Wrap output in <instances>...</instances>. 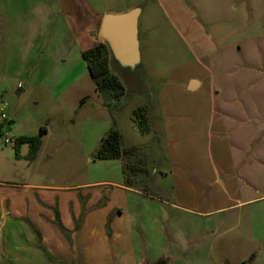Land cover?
<instances>
[{"label": "crops", "instance_id": "obj_1", "mask_svg": "<svg viewBox=\"0 0 264 264\" xmlns=\"http://www.w3.org/2000/svg\"><path fill=\"white\" fill-rule=\"evenodd\" d=\"M188 2L170 15L187 60L172 48L167 74L144 10L139 64L111 52L124 107L129 92L156 100L151 139L136 147L143 169L113 184L105 204L95 193L83 212L80 202L56 207L48 187L23 180L6 140L34 136L18 131L26 93L36 105L91 99L99 124L109 112L93 97L83 52L102 42L105 15L132 8L0 0V264H264V0ZM50 137L46 129L41 151Z\"/></svg>", "mask_w": 264, "mask_h": 264}, {"label": "rangeland", "instance_id": "obj_2", "mask_svg": "<svg viewBox=\"0 0 264 264\" xmlns=\"http://www.w3.org/2000/svg\"><path fill=\"white\" fill-rule=\"evenodd\" d=\"M83 0H77V2ZM92 10L103 11L105 9H124L140 8L143 12V19L149 16L154 20L156 38L154 42L155 61L164 65L163 72L169 71L173 67L171 63L172 48L179 50L187 60V49L185 41L178 38L170 25V15L174 3H180L185 6L189 4L188 0H84ZM175 1L174 3H172ZM192 14L193 11H191ZM165 34L166 38L163 37ZM84 62V61H83ZM86 67V63L84 62ZM87 68V67H86ZM85 68V69H86ZM135 76V74H134ZM92 86L91 92H95L94 99L100 96L94 89L92 79L89 80ZM33 93H26L22 100H25V106L21 109L22 116L18 131H28L34 136H39L42 129L50 131V139L44 145V149L38 155L34 162L26 160L28 154L27 146H23V160L10 162L16 163L17 169L24 174L23 180L30 181L36 185L48 187L49 195L56 196V207L67 202L69 210L72 205L80 202L83 212L84 207H90L95 193H106L112 190L113 184L128 185L127 180L133 177L130 171L125 170L126 164L140 163L138 154L122 157L117 160H97L95 155L101 147L102 140L113 126L110 114L105 111V116H100L96 122L95 112L92 109V100L81 101L76 95L68 94L62 97L59 102L45 100L40 105H36L33 100ZM142 99L141 96L128 93L125 107L117 114V128L122 130L124 140L122 142L123 150L133 147H141L150 141L151 136L144 135L134 118V110L138 107L146 106L147 110L156 108V100ZM16 104V101H15ZM155 104V105H154ZM155 106V107H154ZM34 119V124L28 125L25 119ZM41 123V124H39ZM111 124L110 129L107 128ZM38 127V131L31 129ZM15 135V134H14ZM19 135V134H17ZM12 136V135H11ZM5 147V145H4ZM43 148V147H42ZM6 149V147H5ZM9 150L15 154L14 149ZM14 161V162H13ZM161 181V180H160ZM136 185V184H134ZM59 199V200H58ZM108 197H103L100 202L105 204ZM62 202V203H61ZM112 218V216L110 217Z\"/></svg>", "mask_w": 264, "mask_h": 264}, {"label": "trees", "instance_id": "obj_3", "mask_svg": "<svg viewBox=\"0 0 264 264\" xmlns=\"http://www.w3.org/2000/svg\"><path fill=\"white\" fill-rule=\"evenodd\" d=\"M83 59L87 64L89 74L93 80L97 92L104 98V105L107 108L113 126L102 140L101 147L97 151V160H117L122 157L138 154V148L133 147L127 150L122 148V134L116 125V115L124 108L126 88L121 79L113 74L110 69L111 51L107 44L98 43L89 50L83 52ZM134 118L142 134L152 132L151 120L146 106L138 107L134 110ZM2 126H0V131ZM45 129H42L39 136H21L14 144L17 159H22L21 147L28 146L27 161L34 162L43 146V136ZM141 163L126 164L125 170L130 173L141 171ZM130 182V178L127 183Z\"/></svg>", "mask_w": 264, "mask_h": 264}, {"label": "water", "instance_id": "obj_4", "mask_svg": "<svg viewBox=\"0 0 264 264\" xmlns=\"http://www.w3.org/2000/svg\"><path fill=\"white\" fill-rule=\"evenodd\" d=\"M141 12L140 8H135L122 14H107L100 30L102 43L109 46L114 57L132 67L140 62L138 21Z\"/></svg>", "mask_w": 264, "mask_h": 264}, {"label": "built area", "instance_id": "obj_5", "mask_svg": "<svg viewBox=\"0 0 264 264\" xmlns=\"http://www.w3.org/2000/svg\"><path fill=\"white\" fill-rule=\"evenodd\" d=\"M3 118H5V116H3ZM15 141H16V140L13 141V140H11V139H7V140H6V143H13V142H14V144H15Z\"/></svg>", "mask_w": 264, "mask_h": 264}]
</instances>
